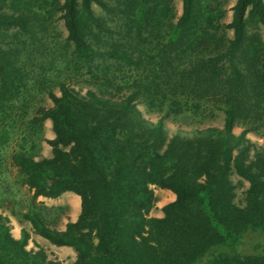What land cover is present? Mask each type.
Returning <instances> with one entry per match:
<instances>
[{"label":"trees","instance_id":"trees-1","mask_svg":"<svg viewBox=\"0 0 264 264\" xmlns=\"http://www.w3.org/2000/svg\"><path fill=\"white\" fill-rule=\"evenodd\" d=\"M172 1L0 0V179L1 152L16 139L10 157L32 191L21 217L71 247L74 264H264V238L239 250L248 234H264V148L246 137L264 129V1L236 0L225 25L202 0H181L177 17ZM57 13L71 47L58 60L44 41ZM56 72L70 81L83 72L91 88L58 82L56 95ZM42 92L52 106L27 119ZM206 103L222 112V127L167 136L165 118ZM138 104L160 113L157 122ZM47 119L52 139L42 134ZM232 175L248 183L243 206ZM153 187L175 196L161 217L150 216ZM66 192L80 212L57 230L34 201ZM9 222L0 214V264H61L27 249L29 232L16 239ZM214 247L227 250L211 256Z\"/></svg>","mask_w":264,"mask_h":264},{"label":"rangeland","instance_id":"rangeland-1","mask_svg":"<svg viewBox=\"0 0 264 264\" xmlns=\"http://www.w3.org/2000/svg\"><path fill=\"white\" fill-rule=\"evenodd\" d=\"M62 1V0H61ZM236 0H202V5L208 4V8L213 9L220 15L219 23L225 25L230 22L232 11L231 8ZM264 1V0H263ZM172 12L175 16H179L181 13V0H173ZM92 9L95 16H105L104 12L95 4L92 5ZM205 9V8H204ZM219 12V13H218ZM57 13L48 24L46 37V51L49 58L58 60L61 59L62 55L65 57L69 56L71 47L65 45L66 30L63 26V21ZM223 31V30H221ZM14 29L7 30L5 33L6 39L12 41V34ZM227 37H232L231 30H224ZM221 33V32H220ZM264 39V36H263ZM84 71V70H83ZM54 75V81L51 84L50 90L59 95L58 82H68L74 85L75 89H79L82 93L91 87L85 82L87 76L82 72L78 75V80H67L64 73ZM40 106L49 108L52 106L51 100L48 98L46 92L38 93L35 95V100L31 108L28 110L27 119L31 118V115ZM203 110L195 114L184 113L179 116H170L165 118L163 121V127L168 137L175 134L191 136L197 129H204L207 127H222L223 125V114L217 110L213 104L206 103L203 105ZM138 109L141 111L145 119L157 122L160 118V113L149 112L143 104H138ZM242 127L236 126L233 129L235 134H239ZM42 134L45 139H52L54 134L51 128V121L49 119L43 122ZM251 143L257 147L264 148V129H260L256 132L248 133L246 136ZM16 150V139H13L10 144L4 149L1 154L3 156V164L1 167V173L4 175L0 179V214L5 215L9 218V227L12 236H19L22 229H25L30 234L27 249L37 250L42 248L47 257L52 260L59 261L61 264H74L76 259V253L71 247L67 246H56L48 240L42 238L34 232V229L29 221H25L22 217V213H26L31 208V195L26 184L22 182V178L18 175L17 167L11 160V154ZM40 153L44 157L51 156V148L45 142L41 141ZM232 182L236 185L235 189V203L243 206L245 190L248 187V183L238 178L236 175L231 176ZM155 195V204L150 212L152 217H161V208L174 200V195L168 190H162L153 187ZM73 193H65L61 196L50 199L44 197H38L34 203L38 208H45L48 213L47 222L52 228L57 230H64L65 224L68 221H75L80 212V202L77 205V212L74 211ZM264 238V234H248L246 237V243L243 244L239 250L242 253H249L252 251V244L261 241ZM236 248V247H235ZM227 249L223 247H214L208 253L213 256ZM208 259V258H207Z\"/></svg>","mask_w":264,"mask_h":264},{"label":"crops","instance_id":"crops-1","mask_svg":"<svg viewBox=\"0 0 264 264\" xmlns=\"http://www.w3.org/2000/svg\"><path fill=\"white\" fill-rule=\"evenodd\" d=\"M67 193H69V192H67ZM64 195H65V193H64ZM175 197V196H174ZM73 201H74V211L75 212H77V205L79 204V202H80V198L77 196V195H73ZM63 230V229H62ZM14 238H16V239H18L19 238V236H14Z\"/></svg>","mask_w":264,"mask_h":264}]
</instances>
